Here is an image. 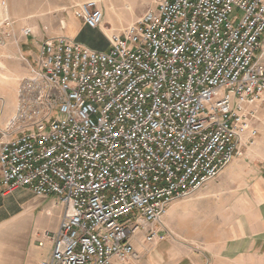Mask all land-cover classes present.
Instances as JSON below:
<instances>
[{
  "label": "built area",
  "instance_id": "built-area-1",
  "mask_svg": "<svg viewBox=\"0 0 264 264\" xmlns=\"http://www.w3.org/2000/svg\"><path fill=\"white\" fill-rule=\"evenodd\" d=\"M156 3L108 34V50L45 36L20 81L0 131L10 136L0 140L1 195L27 188L64 205L42 264L137 258L133 237L166 239L159 225L172 202L217 178L259 134L264 0ZM100 5L80 2L74 14L102 28ZM11 26L0 22V45Z\"/></svg>",
  "mask_w": 264,
  "mask_h": 264
},
{
  "label": "crops",
  "instance_id": "crops-1",
  "mask_svg": "<svg viewBox=\"0 0 264 264\" xmlns=\"http://www.w3.org/2000/svg\"><path fill=\"white\" fill-rule=\"evenodd\" d=\"M64 26L44 35L32 20L12 25L13 37L0 45V131L17 111L20 81L32 74L44 37L74 39L85 24L73 15ZM26 27L32 33L26 35ZM260 116L264 118V107ZM257 126L254 142L217 178L172 202L159 225L160 231H171L170 236L149 242L137 234L132 242L138 257L124 263L114 259L112 264H264V122ZM9 137L0 132V140ZM2 189L0 174V264H42L51 256V235L58 230L64 207L55 220H46L42 216L57 205L55 197L49 202L48 196L27 188L3 196Z\"/></svg>",
  "mask_w": 264,
  "mask_h": 264
},
{
  "label": "rangeland",
  "instance_id": "rangeland-1",
  "mask_svg": "<svg viewBox=\"0 0 264 264\" xmlns=\"http://www.w3.org/2000/svg\"><path fill=\"white\" fill-rule=\"evenodd\" d=\"M83 1L86 0H0V22L8 20L13 25L15 22L32 20L39 25V29L44 35H51L60 29L64 30V21L68 18L70 19L73 15L75 16L74 6ZM98 1L101 4L100 6L104 8L105 13L102 28L92 29L85 25L78 33L76 32L74 39L99 50L109 49L108 34L121 32L134 17L144 15L151 8L157 9L156 0ZM71 30L69 29L68 32L71 33ZM263 48L264 40L257 52V56L262 52ZM48 197L49 202L55 197L57 205H53V208H50L46 215L42 217L53 221L61 211L62 204L57 196L51 195ZM62 206L64 207V205ZM170 232L168 231V235Z\"/></svg>",
  "mask_w": 264,
  "mask_h": 264
}]
</instances>
